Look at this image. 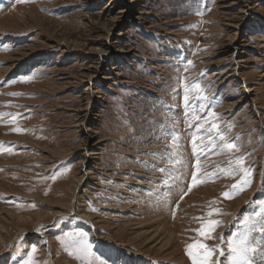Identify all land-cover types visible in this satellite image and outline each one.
Listing matches in <instances>:
<instances>
[{"label":"rangeland","instance_id":"obj_1","mask_svg":"<svg viewBox=\"0 0 264 264\" xmlns=\"http://www.w3.org/2000/svg\"><path fill=\"white\" fill-rule=\"evenodd\" d=\"M0 113V264L33 245L34 264H97L81 240L107 264H192L221 237L226 264L247 221L264 250V0H0ZM237 158L250 184L225 199Z\"/></svg>","mask_w":264,"mask_h":264},{"label":"snow or ice","instance_id":"obj_2","mask_svg":"<svg viewBox=\"0 0 264 264\" xmlns=\"http://www.w3.org/2000/svg\"><path fill=\"white\" fill-rule=\"evenodd\" d=\"M202 14V13H198ZM192 61H187V64L185 67H189L192 65ZM37 73L33 72L30 75L21 76L19 79L21 81H28L33 79ZM203 75V74H202ZM185 88V95L183 96V103L185 106H187L191 101L189 98L188 90L189 88H195L198 93L202 92L201 85L198 83H194L193 85H184ZM9 95H23V93H9ZM196 99L203 101L205 103H211L214 104L216 101L214 98L210 100L206 95H198ZM204 104H201V110H203ZM2 115H12L10 113H0V116ZM219 114L208 111L207 116L204 117L205 122L207 123L210 120H213L216 118ZM217 123H211L210 124V131L211 130H217L218 129ZM16 131H20V129H15ZM221 140H224L223 135L220 136ZM223 149L232 151L233 149H236L237 146L232 143L231 141H227L222 145ZM237 166L240 168L241 172L243 173V178L236 184H233L231 186V191H225L221 195L225 199L232 198V192L243 190L244 187L248 186L250 184V181L248 179V176L250 175V166L249 168L244 167V161L242 158H237L236 160ZM197 168H199V164L196 165ZM163 171V170H162ZM198 172L194 171L192 173V179L191 183L189 184V188L192 186L200 183V181L197 179ZM56 177L53 176L52 179H55ZM219 209H211L207 215L209 217L213 216L214 214H218ZM222 223L220 220L216 219H207L205 220L200 228H198L196 231L198 232L199 236L202 238H210L211 232L214 230V228ZM251 223L253 226L251 228V231H249L246 228V231L242 233L238 238L229 239L227 243V257H226V264H257L255 257L259 253L260 260L259 264H264V250H261L258 246H253V243L250 239L251 232L256 231L255 222L254 221H247L246 224ZM43 226H40L36 229V231H40V228ZM264 230V229H260ZM222 244L220 246H216L214 248H209L207 244L203 243L201 240H197L194 243L188 244L186 246V254L189 256V258L192 261V264H220L221 258L225 257V252L221 250V247L224 243L223 237H221ZM36 248L33 245L32 248L28 251L27 257L21 261V264H34L33 261V254L35 253ZM219 252V256L216 257L215 260L212 259L214 252ZM77 252H82L84 257H87L90 260H94L97 262V264H107V261L101 259L99 256H97L91 249V247L88 246L86 240H81L79 244L77 245ZM78 258H81L78 256Z\"/></svg>","mask_w":264,"mask_h":264},{"label":"bare ground","instance_id":"obj_3","mask_svg":"<svg viewBox=\"0 0 264 264\" xmlns=\"http://www.w3.org/2000/svg\"><path fill=\"white\" fill-rule=\"evenodd\" d=\"M113 1H114V0H110V4H112ZM117 13H118V14H119V13H122V11L119 10ZM120 34H121V33H120ZM235 44H236V43H235ZM233 49H235V47H234ZM100 52H101V51H100ZM237 62H244V60H239V61H237ZM92 77H93V75H90L88 79L90 80ZM89 155H93V153H89ZM59 213H60V212H56V213L54 214V216H56V215L59 214ZM54 216H53V217H54ZM263 222H264V221H263ZM19 233H23V231H19Z\"/></svg>","mask_w":264,"mask_h":264}]
</instances>
